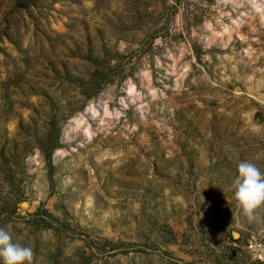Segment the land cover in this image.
I'll return each mask as SVG.
<instances>
[{"label":"rangeland","instance_id":"obj_1","mask_svg":"<svg viewBox=\"0 0 264 264\" xmlns=\"http://www.w3.org/2000/svg\"><path fill=\"white\" fill-rule=\"evenodd\" d=\"M243 160L264 0H0V228L32 264H257Z\"/></svg>","mask_w":264,"mask_h":264},{"label":"clouds","instance_id":"obj_2","mask_svg":"<svg viewBox=\"0 0 264 264\" xmlns=\"http://www.w3.org/2000/svg\"><path fill=\"white\" fill-rule=\"evenodd\" d=\"M232 188L243 214L253 219L255 210L264 206V171L254 162L238 161ZM32 260V248L14 243L9 232L0 228V264H32Z\"/></svg>","mask_w":264,"mask_h":264},{"label":"built area","instance_id":"obj_3","mask_svg":"<svg viewBox=\"0 0 264 264\" xmlns=\"http://www.w3.org/2000/svg\"><path fill=\"white\" fill-rule=\"evenodd\" d=\"M264 240L263 237L258 235H251L247 244L245 245V250L250 256L253 262L257 264H264Z\"/></svg>","mask_w":264,"mask_h":264}]
</instances>
